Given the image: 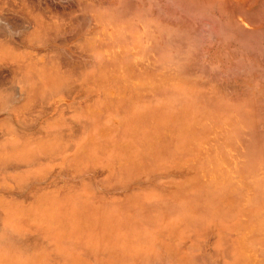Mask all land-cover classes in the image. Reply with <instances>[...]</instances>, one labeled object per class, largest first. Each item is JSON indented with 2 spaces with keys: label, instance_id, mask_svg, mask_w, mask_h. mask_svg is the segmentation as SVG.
<instances>
[{
  "label": "rangeland",
  "instance_id": "1",
  "mask_svg": "<svg viewBox=\"0 0 264 264\" xmlns=\"http://www.w3.org/2000/svg\"><path fill=\"white\" fill-rule=\"evenodd\" d=\"M41 68L59 81L42 83ZM12 74L21 78L14 87ZM86 74L92 75L83 81ZM5 82L17 89L11 98H20L9 109L21 112L13 124L0 113V133L10 135L0 134V150L7 141L21 149L0 159L20 158L11 162L21 173L0 170V224H10L25 241L29 233L26 242L33 236L39 246L25 256L23 247L32 243L18 244L20 251L0 242V264H152L161 257L167 260L159 264H240L232 258L238 236L242 264H264V200L247 199L242 209L251 217L243 219L235 217L236 208L225 216L217 205L200 207L206 192L220 198L224 190L242 203L244 196L239 202L233 196L247 194L245 175L264 191V0H0V86ZM34 104L52 107L50 114ZM18 121L36 125L18 127ZM69 126L80 136L72 139L75 147L68 144L71 151L64 145ZM51 128L65 138L61 156ZM16 132L34 143L22 146ZM31 149L43 155L35 161ZM92 183L101 186L97 192ZM98 192L107 197L99 199ZM109 200L112 207L104 205ZM151 201L160 204L148 206ZM172 203L188 213L171 220L174 209L166 208H175ZM137 215L151 225L163 218L158 230V224L145 230ZM234 223L242 225L236 230ZM2 227L0 236L12 237Z\"/></svg>",
  "mask_w": 264,
  "mask_h": 264
},
{
  "label": "bare ground",
  "instance_id": "2",
  "mask_svg": "<svg viewBox=\"0 0 264 264\" xmlns=\"http://www.w3.org/2000/svg\"><path fill=\"white\" fill-rule=\"evenodd\" d=\"M27 20H28V19H27ZM31 23H32V20H31ZM32 24H33V23H32ZM25 27H26V26H25ZM25 27H24V28H25ZM46 30H47V29H46ZM24 48H25V46H24ZM65 54H66V53H65ZM68 55H70V54H68ZM68 55H66V56H68ZM61 58H62V57H61ZM68 58H69V56H68ZM70 58H71V55H70ZM102 59H103V58H102ZM58 60H60L59 57H58ZM62 60H64V59H62ZM68 60H69V59H68ZM70 60H71V59H70ZM72 60H74V59H72ZM98 60H99V59H98ZM66 61H67V60H66ZM89 61H90L91 64H92V61H91V60H89ZM68 62H69V61H68ZM70 62H71V61H70ZM70 62H69V63H70ZM72 62H73V61H72ZM72 62H71V63H72ZM75 63H76L77 65H79L78 62H75V61H74V64H75ZM2 65H4V64H2ZM65 65H66V64H65ZM106 65H107V64H106ZM10 66H11V65H10ZM62 66H63V65H62ZM11 67H12V66H11ZM4 68H5V67H4ZM12 68H13V67H12ZM16 68H17V67H16ZM61 68H63V67H61ZM68 68H70V66H69V67L67 66V69H68ZM79 68H80V67H79ZM63 69H64V68H63ZM1 70L3 71L4 69L1 68ZM8 70H9V69H8ZM10 70H12V69H10ZM10 70H9V72H10ZM13 70H15V69L13 68ZM73 70H74V69H73ZM75 70H76V69H75ZM2 71H1V72H2ZM5 71H6V70H5ZM3 72H4V71H3ZM3 72H2V73H3ZM9 72H8V73H9ZM11 72H12V71H11ZM11 72H10V73H11ZM41 72L43 73V74L41 75L42 83H43L44 81H46V82H50V81L58 82V81H59V78H55V77H54V79H53V77H47V76H46V72H45V70L42 69V68H41ZM2 73H1V74H2ZM14 73H17V70H16ZM64 73H65V72H64ZM81 73H82V74H85L83 71H81ZM81 73H80L79 75H81ZM3 74H4V73H3ZM73 74H74V73H73ZM6 75H8V74L6 73ZM9 75H10V74H9ZM12 75H14V78H13L14 80H15V78H17V79L19 78V77H15V76H16L15 74H12ZM65 75H66V74H65ZM91 75H92V74H86V75H85L84 77H82L81 79L84 81V80H86L87 78L91 77ZM10 76H11V75H10ZM10 76H6V77H9V81L11 82V80H10ZM69 76H70V75H69ZM75 76H76V74H75ZM82 76H83V75H82ZM6 77H4V78H5V79H8V78H6ZM33 77H34V78H33V81H31V80L28 78L27 75L25 76V79H29L28 81H31V82L33 83V82H35V80H36V79H35L36 77H35L34 75H33ZM70 77H71V76H70ZM72 77H73V76H72ZM1 78H2L1 80L4 79L3 77H1ZM74 78H75V77H74ZM74 78H73V79H74ZM78 78H80V76H79ZM78 78H77V79H78ZM5 79H4V80H5ZM13 79H12V80H13ZM20 79H21V78H20ZM20 79H18V80H20ZM4 80H3V81H4ZM14 80H13V83H12L11 86H13V84L15 85V83L18 82V81L16 82V80H15V81H14ZM3 81H2V82H3ZM5 81H6V80H5ZM28 81H26L27 84H28ZM72 81H73V80H72ZM14 82H15V83H14ZM19 82H20V81H19ZM19 82H18V83H19ZM26 82H25V83H26ZM66 82H67V81H66ZM66 82H65V83H66ZM69 82H71V80H69ZM69 82H68V83H69ZM77 82H78V81H77ZM77 82H76V83H77ZM20 83H21V82H20ZM62 83H63V82H62ZM1 84H2V83H1ZM5 84H6V85H5ZM9 84H11V83H9ZM73 84H74V83H73ZM3 85L6 86V87L0 86V103H1V101H2L3 99L6 101V103H3V104L0 105V107H1V108H0V113H4V112H6V114L9 116V117H8V116H6V117L9 118V119H5V120H9V121H10V119L12 118V116L18 115V114L21 112V110H20L19 108H17V109L15 108V109H14L13 106L10 107L11 109H9V106H8V105H9V102H10V105H11V103L15 100V104H16V102H19V101H17V100H18V99L20 100V98H17V100H16V99H12V98H11L12 94L14 95V93H15V95L17 96V93H16V92L13 93V90L15 91V90H17V89H13L12 91L9 90V86H10V85L7 87V82H5ZM58 85H59V84H58ZM75 85H77V84H75ZM17 86L19 87L20 84L17 85ZM60 86H61V85H60ZM71 86H72V83H71ZM13 87H14V86H13ZM15 87H16V86H15ZM74 87H75V86H74ZM1 88H2V90H1ZM3 88H4V90H3ZM5 88H6V89L8 88V89L6 90ZM67 88H68V87H67ZM71 88H73V87H71ZM76 88L78 89V87H76ZM51 89H52V88H51ZM62 89H63V88H62ZM18 90H19V89H18ZM72 90H74V88H73ZM75 91H76V89H75L73 92L75 93ZM77 91H79V89H78ZM81 91H82V90H81ZM81 91H79V92L81 93V97H84V96H83L84 94L82 95V92H81ZM18 92H19V91H18ZM47 92H48V91H47ZM47 92H46V94H47ZM62 92H64V91H62ZM52 93H53V92H52ZM46 94H45V96H46ZM60 94H61V93H60ZM63 94H64V93H63ZM77 94H78V92H77ZM66 95H69V94L66 93ZM73 95H74V94H73ZM20 96H21V95H20ZM22 96H23V95H22ZM47 96H50V95H47ZM47 96H46V97H47ZM53 96H54V94H53ZM70 96H71V95H70ZM14 97H15V96H14ZM17 97H18V96H17ZM67 97H68V96H67ZM81 97H80L79 99H81ZM68 98H70V97H68ZM9 99H11V100H9ZM46 99H47V98L44 97L43 101L41 100L42 103L44 102V100L46 101ZM82 99H83V98H82ZM181 99H182V98H181ZM21 100H22V99H21ZM38 100H39V99H38ZM76 100H77V99H76ZM41 101H40V102H41ZM153 101H154V100H153ZM37 102H38V101H37ZM37 102L35 101V104H36ZM40 102H38V103H40ZM52 102H54V101H52ZM56 102H57V101H56ZM151 102H152V100H151ZM156 102H157V101H156ZM158 102H159V101H158ZM83 103H84V102H83ZM154 103H155V102H154ZM35 104H34V106H36ZM75 104H77V103H75ZM151 104H153V103H151ZM155 104H156V103H155ZM155 104H154V105H155ZM2 105H5V106H4L5 108H3ZM39 105H40V104H38V107L36 106V107H33L32 109H34V110H35V108H36V109H37V108H40V109L42 108V109H44L43 106L41 107V106H39ZM83 105H85V104H83ZM55 106H56V105H55ZM65 106H66V105H65ZM14 107H15V105H14ZM80 107H82V106H80ZM51 108H52V107H51ZM51 108H50V109H51ZM58 108H60V107H58ZM66 108H67V107H66ZM72 108H73V107H72ZM83 108H84V107H83ZM29 109H30V108H29ZM42 109H41V110H42ZM47 109H48V108H47ZM47 109H44V110H46V114H48L47 111H48V112L50 111V109H49V110H47ZM78 109H79V108H78ZM34 110H33V111H34ZM64 110H65V109H64ZM64 110H63V111H64ZM83 110H84V109H83ZM36 111H38V109H37ZM65 111H66V110H65ZM65 111H64V112H65ZM34 112H35V111H34ZM38 112H39V111H38ZM38 112H37V113H38ZM52 112H53V111H52ZM67 112H68V114H69V111H67ZM74 113H75V112H74ZM29 114H30V113H29ZM33 114H34V113H33ZM49 114H50V112H49ZM52 114H54V113H52ZM63 114H64V113H63ZM66 114H67V113H66ZM70 114H72V113H70ZM25 116H29V115L25 114ZM30 116H31V115H30ZM38 116H39V115H38ZM42 116H43V115H42ZM45 116H46V115H45ZM50 116H51V115H50ZM62 116H63V115H62ZM71 116H72V115H71ZM71 116H70V117H71ZM6 117H5V118H6ZM39 117H40V116H39ZM39 117H38V118H39ZM43 117H44V116H43ZM60 117H61V116H60ZM35 118H36V117H35ZM40 118H41V117H40ZM44 118H45V117H44ZM66 118H67V117H66ZM80 118H81V117H80ZM62 119H63V117H62ZM62 119H61V120H62ZM72 119L74 120V119H76V118H75V117H72ZM89 119H91V118H89ZM11 120H12V119H11ZM13 120H14V119H13ZM76 121H77V120H76ZM76 121H75V123H76ZM91 121H92V120H91ZM10 122H12V124H13V121H10ZM26 122H29V121H26ZM34 122H35V121H34ZM36 122H37V120H36ZM78 122H79V120H78ZM81 122H82V120H81ZM87 122H88V120H87ZM17 123H18V124H17ZM17 123H16V124H17L18 127H19V125H21V122L18 121ZM19 123H20V124H19ZM67 123H68V122H67ZM71 124H72V123H71ZM71 124L69 123V125H71ZM79 124H81V123H79ZM34 125H36V123H35ZM34 125L31 124L30 126H33V128H35ZM38 125H39V124H37V126H38ZM61 125H62V124H61ZM21 126H24L25 128L29 127V128L32 129V127H30V126H28V125L25 126L24 123H23V125H21ZM37 126H36V127H37ZM67 127H68V126H67ZM71 127H72V128H71ZM71 127L69 126V129H67V128L65 129L66 131H67V130H69V131L71 130L70 132L68 131V133H70V135L67 133V134H68L67 136H66V131L63 129V133H64V131H65V133H64L65 135H64V136H65L66 139H65L64 137H62V138L59 137L60 135H63V134H61L62 132L60 133V131H62V130L59 129L60 131L58 130V134H54V132H53L56 128H55L54 130L51 128L52 132H51L50 130H48V131H50L51 133L54 134L53 137H52V138H53L52 140L54 141V143H55L56 146L58 147V149H57V150L59 151V155H58V156H61V155H60V152L63 153L62 150H63V148H64L65 146H67V147H68L67 150H69V146L73 145V146L75 147V143L78 142L77 140H76V141H74V140L77 139V138H78V140H79V137H80V136L78 135L77 130L75 131V130H74L75 128H73V126H71ZM82 127L85 128V125H82ZM16 128H17V127H16ZM29 128H28V130L30 131ZM47 128H48V127H47ZM64 128H65V127H64ZM70 128H71V129H70ZM36 129H37V128H36ZM41 129H43V128H41ZM48 129H50V128H48ZM57 129H58V128H57ZM57 129L55 130V132L57 131ZM72 129H73V130H72ZM122 129H123V128H122ZM3 130L5 131V129H3ZM3 130L1 131L0 134H1V136L4 138V136H3V134H4V133H3ZM15 130H17V129H15ZM18 130H19V129H18ZM18 130H17V131H18ZM33 130H34V129H33ZM82 130H83V129H82ZM19 131H21V129H20ZM26 131H27V129H26ZM31 131H32V130H31ZM6 132H7V131H5V135L8 133V132H7V133H6ZM11 132H12V130H10V133H11ZM35 132H36V131H35ZM39 132H40V131H39ZM39 132H38V133H39ZM73 132H74V133H73ZM85 132H86V131H85ZM85 132H84V134H85ZM16 133H17V132H16ZM24 133H25V129H24ZM56 133H57V132H56ZM75 133H77V134H75ZM17 134H19V133H17ZM17 134H16V135H17ZM36 134H37V133H36ZM49 134H50V133H49ZM8 135H9V133H8ZM24 135H27V134H24ZM77 135H78L79 137H77ZM80 135H81V134H80ZM82 135H83V134H82ZM9 136H10V135H9ZM17 136H20V134L17 135ZM68 136H69V137H68ZM2 137H0L1 140H3ZM41 137H42V135H41ZM19 138H21V136H20ZM42 138L45 139V137H42ZM70 138H71V141H70ZM73 138H74V140H72ZM63 139H65V143H64L65 146H63V143H62V142H64ZM80 139H81V138H80ZM1 140H0V141H1ZM4 140H5V138H4ZM4 140H3V141H4ZM45 140H47V142H48V141H49V138H48V139L46 138ZM3 141H1V142H3ZM21 141H22V146H24V145H28V144H31V142L29 143V142H28V139H26V138H23V140H22V138H21ZM33 141H34V140H33ZM72 141L75 142V143L72 144V143H71ZM45 142H46V141H45ZM33 143H34V142H33ZM33 143H32V144H33ZM69 143H70L71 145L68 146ZM0 144H2V143H0ZM6 144H7V145H6ZM6 144H4L5 146H4V148H2V149H4V150H3V151L0 150V155L12 156L13 154H16L15 152H16L17 150L21 149V147H17L16 145H14L13 143H11V142H9V141H7ZM16 144H17V143H16ZM32 144H31V145H32ZM17 145H18V144H17ZM51 145H53V144H51ZM78 146H79V145H77V147H78ZM53 147H54V146H53ZM74 147H73V148H74ZM33 149H34V148H33ZM33 149H31V150H32V155H31V157L33 156L32 158L35 160V157H38V154H39L38 152H40L39 155H41L42 153H41V151H39V149H38L37 152H35V150H33ZM36 149H37V148H36ZM45 150H46V149H45ZM52 150H53V149H52ZM73 150H74V149H73ZM69 151H71V149H70ZM69 151H67V152H69ZM33 152L36 153V154L34 155ZM42 152H44V151H42ZM54 152L57 153V151H55V149H54V151L52 152L53 155L51 154V158H52V156L54 157ZM80 152H81V151H80ZM48 153L50 154V152H48ZM42 155H43V154H42ZM65 155H66V154H65ZM28 157H29V155H28ZM46 157H47V156H46ZM48 157H49V156H48ZM48 157H47V160H48ZM55 157H56V156H55ZM69 157H70V156H69ZM0 158H1V157H0ZM10 158H11V157H10ZM10 158H5V157H3V160L0 159V170H5V169H8V168L11 170V169H12V165H13V163L16 164V161H20V158H18L17 160L14 159V160H16V161L11 160ZM13 158H14V157H13ZM13 158H12V159H13ZM56 158H58V157H56ZM9 159H10V160H9ZM30 159H31V158H30ZM52 159H53V158H52ZM36 160H37V159H36ZM36 160H35V161H36ZM11 161H12L13 163H12ZM27 161H30V160H27ZM51 161H52V160H51ZM115 161H116V160H115ZM25 162H26V161H25ZM25 162H24V163H25ZM42 162H46L45 159H44ZM52 162H54V160H53ZM68 162H69V161H68ZM104 162H105V160H104ZM46 163H47V162H46ZM46 163H45V164L43 163L42 166H45ZM89 163H90V162H89ZM15 164H14V165H15ZM26 164H27V163H26ZM101 164H102V163H101ZM14 165H13V166H14ZM19 165H20V164L18 163L17 166H19ZM22 165H24V164H22ZM37 168H38V167H37ZM9 169H8V171H10ZM17 169H18V168H17ZM33 169H35L34 166L32 167L31 170H33ZM186 169H187V168H186ZM12 170L17 171V173H18V170H19V171H20L19 174L21 173V170H20V169L16 170V167H14ZM12 170L10 171V173H12V174H13V173H16V172H14V171H12ZM5 171H7V170H5ZM5 171H2L1 173H3V172L5 173ZM8 171H7L6 173H8ZM68 171H69V170H68ZM101 171H103V170H101ZM103 172H104V171H103ZM176 172H177V171H176ZM1 173H0V174H1ZM4 173H3V174H4ZM88 173L90 174V172H88ZM88 173H86V174H88ZM93 173H94V172H93ZM105 173H106V172H105ZM105 173H104V174H105ZM121 173H122V172H121ZM121 173H119V174H121ZM178 173H179V172H178ZM63 174L66 175L65 172H64ZM91 174H92V173H91ZM98 174H99V173H98ZM101 174H102V172H101ZM119 174H117L116 176H120ZM123 174H124V172H123ZM123 174H122V175H123ZM4 175H5V174H4ZM65 175H63V176H65ZM184 175H185V174H183V176H184ZM0 176H1V175H0ZM53 176H54V175H53ZM57 176H58V175H57ZM68 176H69V174L67 175V178H68ZM170 176H171V175H169V177H170ZM248 176H250V175H245V176H244L245 187H246V188L249 187V188L247 189L248 192L246 191L247 194L244 193V195H243V194H241V192H240V193L236 194L235 196H233L234 200H236V201H238V202H239V200H241V196H242V197L244 196V201H243L242 203H240V204H235V203L232 201V199H231L232 197H230V196H231V193H229V191H227V190H224V191L222 192V195L220 196V198H217V195H216L215 193H209V194H210V196H209V195L207 194L208 192H206V197L204 198V199H205V200H204L205 202H202V204L200 205V207L205 206V207H206L205 209H207L208 206H209L208 208H211L212 204L217 205V210H216V211L218 212V214L224 212V213H222V214L225 215V216L229 213V211H226L227 209H232V210H233V209L236 208V210H233V211H236L235 217L237 216V217L243 219V218H244V215H243V214H246L247 216L251 217L250 213H249L247 210L242 209V207L245 205L246 200L249 199V198L252 199L251 202H248L249 204H254L255 202H258V205H260L261 203H263L264 198L262 197V194L264 195V191H263V188L260 187V185H259L256 181L251 180V179L248 180V179H249ZM86 177H87V176H86ZM162 177H163V175L161 176V178H162ZM164 177H166V179H167L168 174H167V176H164ZM164 177H163V178H164ZM169 177H168V178H169ZM49 178H50V177H49ZM71 178H72V177H71ZM152 178H153V177H152ZM157 178H158L157 180H159V177H158V176H157ZM171 178H173V177L171 176ZM179 178H181V177H179ZM179 178L177 177V179H176V178H175V179H170V178H169V179H170V180H174V181H176V180H178ZM51 179H52V177H51ZM65 179H66V178H65ZM68 179H69V178H68ZM77 179H78V178H76L75 180L77 181ZM154 179H155V181H157L155 177H154ZM58 180H59V179H58ZM58 180H57V181H58ZM73 180H74V179H73ZM75 180H74L73 182H75ZM78 180H79V179H78ZM86 180H87V179H86ZM160 180H161V179H160ZM7 181H8V180H7ZM80 181H83V180H80ZM141 181L143 182V179H142ZM151 181H153V180H151V178H150V182H151ZM155 181H153V182L157 184L158 181H157V182H155ZM162 181H163V182H162ZM162 181H160V182H161L162 184H164V182H165V178H164V180L162 179ZM31 182H32V180H31ZM59 182L61 183V181H59ZM77 182H78V181H77ZM77 182H75V184H74V183H73V184L76 185ZM101 182H102V180L100 181V183H101ZM160 182H159V183H160ZM69 183H71V181H69ZM78 183H80V182H78ZM78 183H77V184H78ZM98 183H99V182H98ZM159 183L156 185L157 187H158ZM34 184H35V183H34ZM38 184H39V183H38ZM92 184H93V183H92ZM134 184H135V183H134ZM32 185H33V183H32ZM32 185H31V188L34 189V188L32 187ZM42 185H43V183H42ZM44 185H45V184H44ZM44 185H43V187H44ZM47 185H48V184H47ZM51 185H52V184H51ZM53 185H54V184H53ZM137 185H138V184H137ZM151 185H152V184H151ZM160 185H161V184H160ZM33 186H34V185H33ZM35 186H36L37 188L39 187V185H38V186L35 185ZM45 186H46V185H45ZM57 186H58V183H57ZM78 186H79V185H78ZM166 186H167V185H166ZM29 187H30V185H29ZM58 187H59V186H58ZM72 187L75 188V186H72ZM72 187H70V188H72ZM98 187H99V189H100L101 186H98ZM146 187H147V186H146ZM160 187H162V185H161ZM170 187H171V186H170ZM46 188H47V187H45V189H46ZM74 188H73V190H74ZM93 188H94V189L96 188V187H94V184H93ZM102 188H105V187H102ZM102 188H101V189H102ZM152 188H153V186H152ZM173 188H174V187H173ZM27 189H28V187L26 188V190H27ZM96 189H97V188H96ZM99 189H97L96 192H97ZM106 189L108 190L107 187H106ZM116 189H117V188H116ZM118 189H120V188H118ZM155 189H157V188H155ZM159 189H160V188H159ZM29 190H30V188H29ZM34 190H35V189H34ZM40 190H41V189H40ZM42 190H43V189H42ZM102 190H103V189H102ZM114 190H115V189H114ZM157 190H158V189H157ZM165 190H167V189H165ZM258 190H260V191L258 192ZM14 191H15V190H14ZM31 191H32V190H31ZM37 191H39V189H38V190L36 189V192H37ZM66 191H67V193H68V191L71 192V189L66 190ZM112 191H113V189H112ZM112 191L110 190V194H111ZM118 191H120V190H118ZM15 192H17V194H19V192H18L17 190H16ZM15 192H12V193H15ZM25 192H26V191H25ZM33 192H35V191H33ZM36 192H35V193H36ZM39 192H40V191H39ZM64 192H65V191H64ZM74 192H75V191H74ZM116 192H117V191H116ZM122 192H123V191H122ZM126 192H127V191H126ZM128 192H129V191H128ZM257 192H258V193H257ZM260 192H261V193H260ZM4 193H5V191H4ZM20 193H22V192H20ZM28 193H29V192H28ZM98 193H99V192H98ZM117 193L120 194V195H122L121 192H120V193L117 192ZM242 193H243V192H242ZM252 193H255V194L252 195ZM15 194H16V193H15ZM17 194H16V195H17ZM23 194H24V192H23ZM25 194H26V193H25ZM49 194H50V193H49ZM105 194H106V193H105ZM16 195H15V197L17 198L18 195H17V196H16ZM96 195H98V194L96 193ZM99 195H100V196H96V197H98L99 199L101 198V200L104 198L103 196H105V195L101 196V195H102L101 193H99ZM6 196H7V195H6ZM13 196H14V195H13ZM22 196H23V195H21V197H22ZM196 196H197V198H198V194H197V193H196ZM204 196H205V195H204ZM9 197H10V195H9ZM96 197H94V198H96ZM105 197H107V194H106ZM259 197H260V198H259ZM18 198H19V197H18ZM18 198H17V199H18ZM23 199H25V198H23ZM26 199H28V197H26ZM26 199H25V200H26ZM32 200H33V199H32ZM96 201H97V200H96ZM168 201H169L168 203H170V200H168ZM201 201H202V200H201ZM247 201H248V200H247ZM48 202H49V201H48ZM90 202H91V201H90ZM49 203H50V202H49ZM49 203H48V204H49ZM104 203H105V202H104ZM149 203H150V204H149ZM151 203H152V204L155 203V204H157V205L160 204V202L156 203V201H154V202L151 201V202H148V206H149V205H152ZM91 204H92V203H91ZM111 204L113 205V203H111V201L109 200L108 203H107V204H104V205L109 206V207H112ZM164 204L166 205L165 202H164ZM100 205H101V204H100ZM165 205L163 206L164 208H165ZM171 205H173V206L176 208V206H177L178 204H176V206H175V203H172ZM254 205H257V204H254ZM106 206H105V207H106ZM154 206H155V205H154ZM76 207H78V203L76 204ZM158 207H159V206H158ZM183 207H184V206H183ZM183 207H181V209L179 208V206H178V208H176V210H177V209H180V212H179L178 210L175 211V208H171V206L168 204V207L166 208V209L170 208V209H168V213H171V209H172V210L174 209V211L176 212V213H175L174 211L172 212V213H173V216L171 217V220H172L173 218L175 219V216L177 215V212H178V214L180 213V214H182V215H183V212H185V211H186V213H188V211H187L186 209H184ZM200 207H199V209H201ZM122 208H123V207H122ZM259 208H260L259 211L262 213V212L264 211V203H263V206H262V207H259ZM129 209H130V208H129ZM129 209H128V210H129ZM114 210H116V209L114 208ZM133 210H134V209H133ZM158 210L160 211V207L157 209V212H158ZM169 210H170V212H169ZM232 210H231V211H232ZM131 211H132V207H131L130 212H131ZM189 211H190V210H189ZM202 212H204V211H203V208H202ZM53 213H54V211H53ZM137 213H139V215H140V214H141V211L139 210V211H137ZM158 213H161V211L158 212ZM172 213H171V214H172ZM59 214H60V213H59ZM150 214H152V212H151ZM174 214H175V216H174ZM44 215H45V214H44ZM61 215H62V213H61ZM156 215H157V214H156ZM159 215H160V214H159ZM161 215H162V214H161ZM137 216H138V215H137ZM170 216H171V215H170ZM177 216H178V215H177ZM0 217H1V215H0ZM60 217H61V216H60ZM138 217L140 218V216H138ZM144 217H145V216H144ZM144 217L141 216L140 221H141L142 218H144ZM152 217H154V216H152ZM160 217H161V216H160ZM160 217H159L158 219H156V221H155V223H153V225H151L152 223L150 222V220H149V221L146 220V224H145V221H143V220L146 219V217H145V218L142 220V222L144 223L143 225H146V226H147V228H146V226H144V228H146L145 230H148V229H149L148 226H153V228H151V229L154 230V225H156V224H158V226H157V225L155 226V230H158L157 227H159V225H160V223H161V220H162L161 218H163V217H161V218H160ZM23 218H24V217H23ZM23 218H22V219H23ZM155 218H156V216H155ZM185 218H187V216H186ZM228 218H230V216H229ZM22 219H21V220H22ZM160 219H161V220H160ZM0 220H1V219H0ZM29 220H30V219H29ZM152 220H153V219H152ZM157 220H159L160 223H159V222L157 223ZM171 220H170V221H171ZM175 220H176V219H175ZM19 221H20V220H19ZM22 221H23V220H22ZM153 221H154V220H153ZM244 221H245V220H244ZM0 222H1V221H0ZM20 222H21V221H20ZM148 222H150V224H148ZM234 222H235V219H234ZM10 223H11V222H10ZM17 223H18V221H17ZM33 223H34V222H33ZM138 224H139V225H140V224L142 225V223H140V222H138ZM163 224H164V222H163ZM0 225L3 226L2 229L5 230V231L3 230L4 233L7 234V231H8V233L10 232V234H13L15 237L17 236V238H15L13 235H12V237H7V236H3V237H1V236H0V242H1V243L3 242V246L7 245V246L9 247V245H10V246H11L10 248L13 249V248H12L13 243H14L15 247H17L18 244H19V246H21L22 244H25V245L28 244V245H30V244L32 243V244L29 246L30 248L32 247L31 249H30L29 247H28L27 249L23 247V250H22V249H21L22 246H21V247H17V249H18V248H19V250L21 249L22 252H23L24 249H25V252H23V253H26V252H28V251L30 252V250L32 251V249L35 250V251L37 250V248H38L37 246H39V245H36L37 243L34 242V239H33V236H32V235H31V236H32V240H33V242H32L31 239H30L31 242H30V241L26 242L27 239H28V237H30V234H29V233H25V235H27V234L29 235V236H28V235L26 236V238H27L26 241L24 240V238H20V239H23V240H21L22 243H21V242H18V243H17L16 239L18 240V239H19V238H18L19 236L16 235V232H15L16 230L13 229L12 226H11L10 224H8V226H6V225L4 226L3 224H0ZM22 225H23V222H22ZM38 225H40V224H38ZM143 225H142V226H143ZM241 225H242V224L237 225V224L234 223L233 226H234V228H235L236 230H238V229L240 228ZM19 226L22 227L21 224H20ZM40 226H41V225H40ZM131 226H132V224H131ZM163 226H164V225H163ZM263 227H264V226H263ZM43 228H44V227H43ZM51 228H52V227H51ZM51 228H50V229H51ZM135 228H136V225H135ZM144 228H142V230L145 232ZM137 229H138V227H137ZM137 229H136V230H137ZM151 229H150V230H151ZM0 230H1V229H0ZM32 230H33V229H32ZM53 230H54V229H53ZM53 230H51V231L53 232ZM140 230H141V229H140ZM153 230H151V232H150L151 235H152ZM54 231H56V230H54ZM143 231H142L141 233H142V234L144 235V237L146 238L145 233H144ZM156 232H157V231H156ZM211 233H212V232H211ZM45 234H46V233H45ZM55 234H56V233H55ZM0 235H2V231H1ZM36 235H38V234H36ZM38 237H39V236H38ZM141 237H142V236H141ZM150 237H151V236H150ZM209 237H210V238H211V237L213 238V236H211V235H209ZM6 238H7V239H6ZM53 238H55V237H53ZM56 238H57V237H56ZM212 238H211V239H212ZM239 238H240V236L237 237V241H236V243H235L236 257L233 256V253H232V252H231L230 256H231V255L233 256V257H232V258H233V262H239L240 264H242V256H241L242 254H241L240 250H239L238 247H237L238 239H239ZM20 239H19V240H20ZM151 239H152V238H151ZM224 239H225V238H224ZM224 239H223V240H224ZM227 239H228V238H227V236H226V239H225V240H227ZM12 240H14V241H12ZM19 240H18V241H19ZM35 240L37 241V239H35ZM55 240H56V239H55ZM145 240H146V239H145ZM7 241H8V242H7ZM23 241H24V242H23ZM227 241H228V240H227ZM229 241H230V240H229ZM231 241H232V240H231ZM15 242L17 243V245L15 244ZM25 242H26L27 244H26ZM29 242H30V244H29ZM222 242H224V241H222ZM5 243H6V244H5ZM9 243H10V244H9ZM20 243H21V244H20ZM225 243H226V241L224 242V244H225ZM33 244H34V246H33ZM222 244H223V243H222ZM222 244H221V245H222ZM224 244H223V246H225ZM227 244H228V243H226V245H227ZM0 245H1V244H0ZM35 245H36L37 248L35 247ZM221 245H219V248H220L219 251L221 250V247H222ZM229 245L231 246V244H228L227 246H229ZM7 246H6V249L8 248ZM82 246H84V244H82ZM220 246H221V247H220ZM1 247H2V246H1ZM1 247H0V248H1ZM13 247H14V246H13ZM15 247H14V248H15ZM34 247H35V249H34ZM84 247H85V246H84ZM106 247H107V246H106ZM232 247H233V246H232ZM232 249H233V248H232ZM1 250H3V249H1ZM8 250H9V249H8ZM14 250H15V249H14ZM19 250H18L17 252H19ZM21 250H20V251H21ZM26 250H28V251H26ZM77 250H78V249H77ZM77 250H76V251H77ZM81 250H82V247H80L79 251H81ZM217 250H218V249H217ZM217 250H216L217 254L221 252V251L219 252V251H217ZM233 250H234V249H233ZM235 250H234V251H235ZM29 252H28V254L26 253V254H24V255H25V256H27V255L30 256V253H29ZM190 252H192V250H190ZM23 253H20V254H23ZM79 253H80V252H79ZM83 253H84V251H83ZM151 253H152V252H151ZM151 253H150V254H151ZM158 255H160V254L157 253L156 256H158ZM204 255H206V254H204ZM219 255H221V254H219ZM219 255H218V256H219ZM25 256L22 255L21 257H25ZM95 256H96V255H95ZM95 256H93V257H95ZM156 256H155V257H156ZM189 256H190V254H189ZM96 257H97V256H96ZM146 257H147V260H144V261H147V262H148V261H149V260H148L149 257L146 255L144 258H146ZM159 257H160V256H158V258H159ZM91 258H92V257H91ZM158 258H157V259H158ZM161 258H163V257H161ZM161 258L158 259L159 262H158V261H156V262L151 261L152 258H150V261H151L152 264H153V262H154V264H155V263H156V264H159V263H161L160 260H163L165 257H164L163 259H161ZM194 258H195V257H194ZM154 259H155V258H154ZM154 259H153V260H154ZM157 259H156V260H157ZM168 259H169V258H168ZM170 259H171V258H170ZM166 260H167V259H164L165 262H166ZM195 260H196V259H195ZM168 261H169V260H168ZM168 261H167V262H168ZM165 262H162V264H164ZM170 263H171V260H170ZM170 263H168V264H170ZM143 264H145V263L143 262ZM146 264H147V263H146ZM149 264H150V262H149Z\"/></svg>",
  "mask_w": 264,
  "mask_h": 264
}]
</instances>
